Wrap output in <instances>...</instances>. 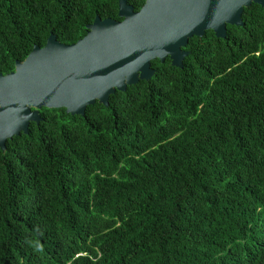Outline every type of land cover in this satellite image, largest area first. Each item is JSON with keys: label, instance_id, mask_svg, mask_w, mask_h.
I'll use <instances>...</instances> for the list:
<instances>
[{"label": "trees", "instance_id": "trees-1", "mask_svg": "<svg viewBox=\"0 0 264 264\" xmlns=\"http://www.w3.org/2000/svg\"><path fill=\"white\" fill-rule=\"evenodd\" d=\"M139 11L145 0H127ZM118 0H0V72ZM84 116L42 108L0 149V264H264V9Z\"/></svg>", "mask_w": 264, "mask_h": 264}, {"label": "water", "instance_id": "water-1", "mask_svg": "<svg viewBox=\"0 0 264 264\" xmlns=\"http://www.w3.org/2000/svg\"><path fill=\"white\" fill-rule=\"evenodd\" d=\"M252 4L264 9V0H145L135 11L118 0L122 20L97 16L75 44H62L51 33L13 72H0V149L28 134L31 123L40 124L42 108L84 116L88 106L109 107L117 91L151 80L155 60L169 58L183 68L190 39L207 31L225 39L229 25L244 26L243 12Z\"/></svg>", "mask_w": 264, "mask_h": 264}, {"label": "flooded vegetation", "instance_id": "flooded-vegetation-1", "mask_svg": "<svg viewBox=\"0 0 264 264\" xmlns=\"http://www.w3.org/2000/svg\"><path fill=\"white\" fill-rule=\"evenodd\" d=\"M252 5H253V4H252ZM252 5H251V6H252ZM199 38H200V37H199ZM201 38H202V37H201Z\"/></svg>", "mask_w": 264, "mask_h": 264}]
</instances>
